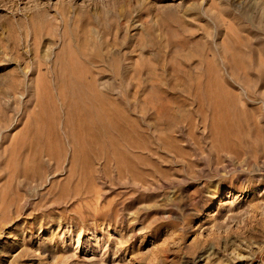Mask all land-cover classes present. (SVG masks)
<instances>
[{
	"label": "rangeland",
	"instance_id": "obj_1",
	"mask_svg": "<svg viewBox=\"0 0 264 264\" xmlns=\"http://www.w3.org/2000/svg\"><path fill=\"white\" fill-rule=\"evenodd\" d=\"M0 264H264V0H0Z\"/></svg>",
	"mask_w": 264,
	"mask_h": 264
}]
</instances>
